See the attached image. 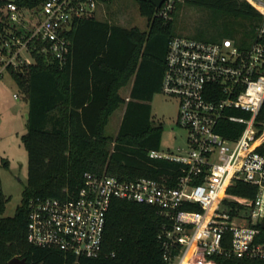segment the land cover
<instances>
[{"label":"built area","instance_id":"1","mask_svg":"<svg viewBox=\"0 0 264 264\" xmlns=\"http://www.w3.org/2000/svg\"><path fill=\"white\" fill-rule=\"evenodd\" d=\"M246 1L263 18L250 46L240 48L231 38L209 42L179 34L170 40L161 92L177 100L176 124L186 129L189 150H152L149 156L180 166L174 184L86 172L69 196L28 201L29 243L96 257L111 202L123 199L150 205L161 216L165 264H219L220 257L264 260V241L259 240L264 230V119H258L264 104V0ZM110 2L46 0L32 24L26 11L8 2L3 8L8 23L0 32V75L9 67L23 70L32 64L34 49L63 65L72 48L73 23L98 17ZM185 2L162 0L154 16L168 20ZM225 122L242 125L235 138L223 134ZM240 181L256 187L254 198L229 196L228 189Z\"/></svg>","mask_w":264,"mask_h":264},{"label":"trees","instance_id":"2","mask_svg":"<svg viewBox=\"0 0 264 264\" xmlns=\"http://www.w3.org/2000/svg\"><path fill=\"white\" fill-rule=\"evenodd\" d=\"M45 1L0 0V32L8 23L3 11L8 2L32 12ZM135 1L147 17V30L98 17L80 19L69 32L72 48L63 65L50 54L34 49L32 64L23 70L7 69L28 104L27 131L22 135L28 172L21 203L13 216H2L9 198L0 182V264H9L13 257L25 259L27 264H165L159 240L162 218L154 207L134 201L112 200L101 253L96 257L38 247L29 243L26 235L28 201L69 196L83 184L86 172L126 180L148 177L174 184L180 166L151 158L149 152L160 150L163 126L153 123L151 101L161 92L165 57L171 38L177 35L174 24L180 7L213 9L222 17L257 19L252 30H243L244 38L222 30L214 19L218 36L210 41L235 37L240 48L252 44L256 28L263 21L246 0H186L168 20L154 16L156 9L150 0ZM196 37L202 40L205 34ZM129 84V94L123 97L120 89ZM121 105L124 112L113 137L105 127ZM258 119H264V104ZM223 126V134L230 138L242 129L238 123L225 122ZM4 166H8L7 161ZM228 194L252 199L256 187L240 181L228 189ZM259 240L264 241V230ZM217 260L219 264H264L263 259L254 258Z\"/></svg>","mask_w":264,"mask_h":264},{"label":"rangeland","instance_id":"3","mask_svg":"<svg viewBox=\"0 0 264 264\" xmlns=\"http://www.w3.org/2000/svg\"><path fill=\"white\" fill-rule=\"evenodd\" d=\"M36 12H25L30 24L38 20L39 16ZM221 17V12L213 9L184 5L177 11L175 32L197 40L199 38L196 35L203 33L205 37L202 41L215 42L210 41L213 40L211 39L213 36H218L214 19L222 30L234 31L236 38H244L243 30H252L257 22L254 18ZM98 18L125 27L148 29L147 17L141 14L135 0H111L104 7V11L100 9ZM218 38V40L222 39V37ZM226 38L235 39L230 36ZM129 88L130 84L121 88L120 94L127 97ZM151 105L153 123L163 126L160 151L174 154L188 151L187 131L176 124L177 100L159 92L154 95ZM27 110L28 104L19 86L10 72L3 71L0 75V182L3 193L9 199L2 216L14 215L27 184L28 156L22 141V135L27 131L25 117ZM123 112L124 105H121L110 116L105 127L108 135L116 136ZM4 161H7V167L4 166Z\"/></svg>","mask_w":264,"mask_h":264},{"label":"water","instance_id":"4","mask_svg":"<svg viewBox=\"0 0 264 264\" xmlns=\"http://www.w3.org/2000/svg\"><path fill=\"white\" fill-rule=\"evenodd\" d=\"M151 3L155 6V7H159L162 0H150ZM26 119L28 118V113H26L25 115ZM262 227L264 228V222L262 223ZM9 264H27L25 259H21L19 257H13L10 261Z\"/></svg>","mask_w":264,"mask_h":264},{"label":"crops","instance_id":"5","mask_svg":"<svg viewBox=\"0 0 264 264\" xmlns=\"http://www.w3.org/2000/svg\"><path fill=\"white\" fill-rule=\"evenodd\" d=\"M130 87H131V84H130ZM129 91H130V88H129Z\"/></svg>","mask_w":264,"mask_h":264},{"label":"bare ground","instance_id":"6","mask_svg":"<svg viewBox=\"0 0 264 264\" xmlns=\"http://www.w3.org/2000/svg\"><path fill=\"white\" fill-rule=\"evenodd\" d=\"M262 138H264V135H263V137Z\"/></svg>","mask_w":264,"mask_h":264}]
</instances>
